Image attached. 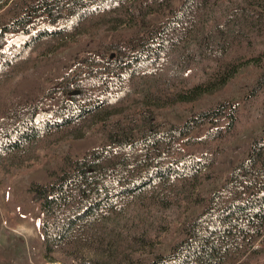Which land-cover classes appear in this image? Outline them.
<instances>
[{"label":"trees","instance_id":"16d2710c","mask_svg":"<svg viewBox=\"0 0 264 264\" xmlns=\"http://www.w3.org/2000/svg\"><path fill=\"white\" fill-rule=\"evenodd\" d=\"M219 1L0 0V158L28 150L98 107L120 104L126 78L142 67L157 72L156 83L188 80L193 55L186 39L199 27L195 42L205 44L207 61L224 69V86L226 73L264 46V3L259 10L244 6L247 13L234 24L213 19L200 26ZM112 13L129 15L131 24L57 46V38ZM40 46L54 50L35 63L31 54ZM248 72L254 80L241 87L240 100L225 97L176 116L178 123L166 129L152 112H140L141 119L130 110L116 119L110 112L98 133L73 139L66 152L32 173L15 194L40 214L46 251L135 206L150 212L185 202L187 213L162 249L118 251L116 264H250L251 256L262 255L264 133L242 136L240 122L264 100L263 62ZM200 92H206L202 85L192 96Z\"/></svg>","mask_w":264,"mask_h":264},{"label":"rangeland","instance_id":"374dc122","mask_svg":"<svg viewBox=\"0 0 264 264\" xmlns=\"http://www.w3.org/2000/svg\"><path fill=\"white\" fill-rule=\"evenodd\" d=\"M263 3L264 0H220L204 16L199 25L205 27L211 24L210 20L213 19L223 20L219 23L220 26L224 20L234 24L247 13L244 6L259 10V6ZM142 7L145 19L149 20L152 17L147 12L149 7L144 5ZM249 17L255 19V15L251 14ZM130 22L129 15L112 13L104 18L90 21L83 29L73 31L66 37L57 38V46L64 42L77 41L82 35L98 36L106 30L121 29L130 25ZM199 31L200 27L192 30L186 39L187 48L193 55L192 66L189 67H192L193 74L188 80L163 79L156 83L157 72L142 67L126 78L128 92L120 104L115 107H98L90 114L84 115L76 125L56 129L53 134L42 137L20 154L2 155L0 210L3 223L0 228V264H88V259L98 261L97 264H116L114 255L118 251L127 255L147 254L150 249L159 250L164 247L180 224V219L187 213L185 202L150 212L131 206L134 209L129 213L117 216L114 221H109L107 224L99 222L85 237H76L62 247H55L47 252L38 227L40 214L35 209L29 211L16 196L15 189L24 190L29 176L50 163L54 155L66 152L73 139L98 133L101 117H105L110 112L119 111L112 113L113 119L126 110L136 114L139 119H141L140 112L146 111L147 114L152 112L159 128L166 129L171 123H178L176 116H190L208 104L217 103L225 97H235L236 100H240L241 87L254 80V74L248 72L249 68L258 61L264 64L262 53L264 46L252 48L248 56L236 65L233 73H226V82L222 86L224 77L220 78L219 69H224L216 66L214 62L207 61L203 56L206 53L205 44L197 46L195 42ZM54 47L36 48L31 54L33 62L39 63L49 58ZM28 68L30 67L24 70ZM210 79L213 82H210ZM198 85H202L206 92L192 96V91ZM186 96L189 97L186 99L190 100L179 102ZM240 126L242 136L248 133H264V100L251 109L250 115L241 116ZM117 258H120V255ZM249 259L250 264H264V253L258 257L251 256Z\"/></svg>","mask_w":264,"mask_h":264}]
</instances>
